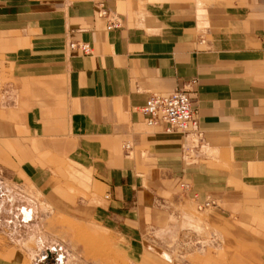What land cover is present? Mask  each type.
<instances>
[{
	"label": "crops",
	"instance_id": "0c3cea01",
	"mask_svg": "<svg viewBox=\"0 0 264 264\" xmlns=\"http://www.w3.org/2000/svg\"><path fill=\"white\" fill-rule=\"evenodd\" d=\"M0 76L8 181L140 245L137 262L163 204L210 202L214 226L264 264V0H0ZM175 89L200 139L147 124L148 97Z\"/></svg>",
	"mask_w": 264,
	"mask_h": 264
},
{
	"label": "rangeland",
	"instance_id": "374dc122",
	"mask_svg": "<svg viewBox=\"0 0 264 264\" xmlns=\"http://www.w3.org/2000/svg\"><path fill=\"white\" fill-rule=\"evenodd\" d=\"M5 90L6 80L0 76V104ZM175 203L163 204L162 221L157 230L146 232L142 260L137 262L132 255L136 256L137 249L142 251L140 245H123L117 233L99 224L53 212L31 189L8 181L0 169V255L16 248L24 254V264H46L48 251L55 249L61 264L257 263L246 259L241 238L230 237L225 219L214 226L212 206L200 208L182 200ZM23 208L32 210V222L21 223ZM52 256L48 263L54 264Z\"/></svg>",
	"mask_w": 264,
	"mask_h": 264
},
{
	"label": "built area",
	"instance_id": "2783aa9c",
	"mask_svg": "<svg viewBox=\"0 0 264 264\" xmlns=\"http://www.w3.org/2000/svg\"><path fill=\"white\" fill-rule=\"evenodd\" d=\"M98 14L99 16H105L106 12L104 10H100ZM118 27L119 23L112 20L107 26V29L110 30ZM69 48L77 49L84 55H89L91 53L86 44L70 43ZM3 98V103L6 102L7 98H9L7 90L4 91ZM141 112L148 116L147 124L149 126H156L159 123H164L167 125L166 130L168 131L176 130L182 134L193 133V136L197 139H200L201 137V135L197 132L198 121L191 107V96L187 90L175 89L166 95L156 93L151 94L148 97L145 106L141 109ZM125 149H129V146L126 145ZM211 206L212 204L210 202H206L199 207L208 208ZM55 250H53V253L48 251L46 264H53L48 263L51 261V255L55 257L54 259H56L54 264H59L57 258L58 255Z\"/></svg>",
	"mask_w": 264,
	"mask_h": 264
},
{
	"label": "bare ground",
	"instance_id": "6f19581e",
	"mask_svg": "<svg viewBox=\"0 0 264 264\" xmlns=\"http://www.w3.org/2000/svg\"><path fill=\"white\" fill-rule=\"evenodd\" d=\"M112 30V29H111ZM204 203V202H203ZM21 211V210H20ZM22 214V213H21ZM23 216V215H22ZM26 217L28 216V217H30V215L29 214H26L25 215ZM42 243V242H41ZM58 261H59V264L62 262V259H58Z\"/></svg>",
	"mask_w": 264,
	"mask_h": 264
}]
</instances>
